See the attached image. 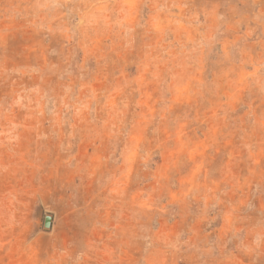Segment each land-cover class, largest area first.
I'll return each instance as SVG.
<instances>
[{
    "label": "rangeland",
    "instance_id": "1",
    "mask_svg": "<svg viewBox=\"0 0 264 264\" xmlns=\"http://www.w3.org/2000/svg\"><path fill=\"white\" fill-rule=\"evenodd\" d=\"M0 264H264V0H0Z\"/></svg>",
    "mask_w": 264,
    "mask_h": 264
},
{
    "label": "water",
    "instance_id": "2",
    "mask_svg": "<svg viewBox=\"0 0 264 264\" xmlns=\"http://www.w3.org/2000/svg\"><path fill=\"white\" fill-rule=\"evenodd\" d=\"M52 223H53V217L50 216V215H47V216L45 217V221H44V228H45L46 230H51V228H52Z\"/></svg>",
    "mask_w": 264,
    "mask_h": 264
}]
</instances>
